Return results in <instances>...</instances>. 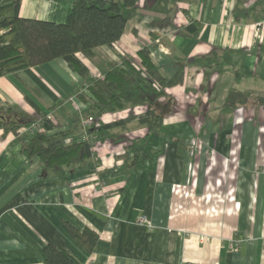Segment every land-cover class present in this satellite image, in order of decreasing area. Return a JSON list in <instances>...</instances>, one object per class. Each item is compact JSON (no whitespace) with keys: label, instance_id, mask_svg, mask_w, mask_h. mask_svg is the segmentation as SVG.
<instances>
[{"label":"crops","instance_id":"0c3cea01","mask_svg":"<svg viewBox=\"0 0 264 264\" xmlns=\"http://www.w3.org/2000/svg\"><path fill=\"white\" fill-rule=\"evenodd\" d=\"M16 1L20 17L56 23L73 3ZM138 5L113 46L75 55L81 72L56 59L0 76V108L18 126L0 125V264H45L46 245L81 264H264V123L222 109L241 81L243 91L264 90V0ZM142 49L166 76L186 65L183 84L166 90L160 127L148 129V105L95 119L78 95L111 66L138 64ZM23 116L66 143L105 132L89 159L55 174L23 153L34 136ZM124 153L138 159L130 166ZM64 222L98 235L92 252Z\"/></svg>","mask_w":264,"mask_h":264},{"label":"trees","instance_id":"16d2710c","mask_svg":"<svg viewBox=\"0 0 264 264\" xmlns=\"http://www.w3.org/2000/svg\"><path fill=\"white\" fill-rule=\"evenodd\" d=\"M0 0V76L23 68L33 67L60 59L68 67L81 72L82 65L76 58L80 53L91 56L96 47H111L124 34L125 28L137 14L139 0H73L66 20L62 23L22 18L19 2L2 4ZM174 3L189 0H170ZM139 63L126 62L124 67L113 65L109 71L90 82L89 96L79 94L82 103L88 105L93 117L98 119L107 113L130 106L148 105L151 117L150 131L157 130L170 107L166 90L183 84L185 63L177 62L171 76L151 60L146 49L138 52ZM256 108H264V95L230 87L223 100L225 113L243 111L246 115ZM13 109L0 108V125L16 133L18 126L8 120ZM26 126L36 123L34 117L23 116ZM105 131L99 130L90 139L81 138L69 143L64 135L47 138L42 132L23 143L27 157L37 156L41 164L55 174L64 167L79 164L92 155L94 142ZM131 165L138 156L121 155ZM63 229L74 242L90 253L96 246L98 235L90 230H79L64 222ZM45 264H81L66 248L46 245L43 248Z\"/></svg>","mask_w":264,"mask_h":264},{"label":"built area","instance_id":"2783aa9c","mask_svg":"<svg viewBox=\"0 0 264 264\" xmlns=\"http://www.w3.org/2000/svg\"><path fill=\"white\" fill-rule=\"evenodd\" d=\"M125 65L121 66V67H124ZM84 124L87 123V121L83 122ZM27 130L30 132V134L32 135H35L37 133H40L42 132L43 133V130L41 128V124L39 122H36L34 124H31L30 126L27 127ZM84 139H90L91 136L89 135V132H86L83 136ZM139 222L140 223H146V219L145 218H140L139 219ZM261 245L264 246V240H261ZM231 246H234V243L231 244Z\"/></svg>","mask_w":264,"mask_h":264},{"label":"rangeland","instance_id":"374dc122","mask_svg":"<svg viewBox=\"0 0 264 264\" xmlns=\"http://www.w3.org/2000/svg\"><path fill=\"white\" fill-rule=\"evenodd\" d=\"M239 87L243 91V89L245 87L244 84H243V81L240 82V86ZM256 93L260 94V95H264V90H257ZM251 118H253L254 121H256V122L264 123V108L263 109L256 108L255 110H253L252 113H251Z\"/></svg>","mask_w":264,"mask_h":264}]
</instances>
